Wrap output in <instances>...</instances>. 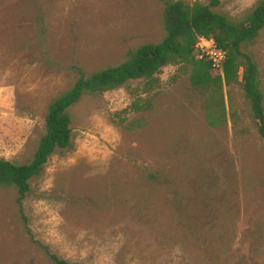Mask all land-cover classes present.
Instances as JSON below:
<instances>
[{"label":"rangeland","instance_id":"obj_1","mask_svg":"<svg viewBox=\"0 0 264 264\" xmlns=\"http://www.w3.org/2000/svg\"><path fill=\"white\" fill-rule=\"evenodd\" d=\"M184 1L231 18L257 2ZM162 10L161 0H0V157L28 161L51 99L79 72L159 41ZM242 50L264 93V27ZM189 74L169 64L69 108L71 147L49 157L21 210L0 187V264H53L42 244L78 264H264V140L238 84L223 86L226 121L209 126V91Z\"/></svg>","mask_w":264,"mask_h":264},{"label":"trees","instance_id":"obj_2","mask_svg":"<svg viewBox=\"0 0 264 264\" xmlns=\"http://www.w3.org/2000/svg\"><path fill=\"white\" fill-rule=\"evenodd\" d=\"M161 1L164 35L159 41L129 49L124 60L115 65L88 75L79 72L72 86L52 98L47 105L43 133L28 161L16 163L0 157V187L16 191L20 210L30 190V181L42 173L49 157L71 147V106L87 95H100L132 80L150 81L169 64L190 67L191 85L195 89L209 91L204 109L207 124L211 127L226 121L223 86L238 84L256 123L258 136L264 140V93L259 68L253 56L242 50L243 45L255 41L264 27V0H257L255 6L239 18L214 11L200 1ZM216 2L211 0L212 4ZM198 37L213 38L216 47L225 52L221 74L213 73V64L206 56L197 57L195 44ZM143 107L146 106L135 104L136 109ZM41 246L53 264H78L59 257L48 245Z\"/></svg>","mask_w":264,"mask_h":264},{"label":"built area","instance_id":"obj_3","mask_svg":"<svg viewBox=\"0 0 264 264\" xmlns=\"http://www.w3.org/2000/svg\"><path fill=\"white\" fill-rule=\"evenodd\" d=\"M197 57L206 56L211 60L216 73H222V61L225 57V52L216 47L213 38L198 37L195 44Z\"/></svg>","mask_w":264,"mask_h":264}]
</instances>
